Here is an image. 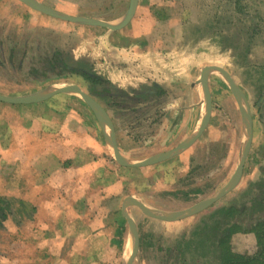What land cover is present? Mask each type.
I'll list each match as a JSON object with an SVG mask.
<instances>
[{
  "label": "crops",
  "instance_id": "1",
  "mask_svg": "<svg viewBox=\"0 0 264 264\" xmlns=\"http://www.w3.org/2000/svg\"><path fill=\"white\" fill-rule=\"evenodd\" d=\"M4 1L8 4H0V24L2 20L18 24L15 59L17 63L24 59L20 71L12 67L10 73L14 75L6 80L19 73L26 81L5 82L8 86H0L3 87L0 94L23 97L52 86H78L106 111L113 123L119 153L130 162L169 152L193 136L204 112L199 83L204 67L226 70L214 60H251L254 53L264 49L256 46L257 42L264 44V30H260V26L264 27V0H187L188 5H199L201 9L196 14L193 11L187 14L185 25H180L185 26V36L188 32L196 35L199 43L197 48L192 46L184 53L181 43L178 44V32L169 30L179 27L169 17V0H138L131 20L115 31L50 17L19 0ZM36 1L72 16L98 19L114 26L124 21L131 2ZM164 36L174 42L166 46L162 42ZM60 66H67L69 71L58 75L55 71ZM213 74L218 73L208 74L212 113L205 131L214 126L211 80L222 94L231 96L223 78L218 82L221 85H216ZM230 99L227 98L228 103ZM0 106L4 109L0 110V197L15 203L18 210L19 205H24L22 214L16 211L20 216L17 222L6 220L0 227V252L5 254L0 256V264H115L108 262L107 257L103 259L108 250L114 251L117 264H124L128 258L125 251L128 254L131 249L129 225L123 211L127 198L133 197L157 212L174 213L214 196L235 172L212 195L183 208L190 202L185 194L189 189L186 182L190 160L196 158L189 150L204 137L205 131L190 148L171 158L147 166L124 167L114 158L106 138L108 129L102 128L91 108L77 95L58 94L40 103L24 105L0 101ZM16 106L26 110H9ZM161 111L165 112L164 123L156 124L159 117L156 114ZM151 116L155 120L150 121ZM150 122L154 129L146 125ZM246 161L236 187L195 215L165 221L147 215L138 206H129L127 212L131 216L130 209L135 208L146 219L178 224L221 205L206 215L200 229H196V238L202 240L208 235L202 227L204 221L213 216L216 220L217 211L235 207L247 197V203L252 204L256 197L257 184L252 186V182L247 188L250 190L244 191L237 201L221 204L245 183ZM124 191L128 194L115 209V198ZM156 202L159 204L155 205ZM133 220L139 243L132 264H137L149 246L146 247V236ZM224 224L222 218L221 227ZM193 235L190 231L176 236L167 251H177L179 259L185 258L182 250L193 246L196 240ZM207 242L219 261L216 237Z\"/></svg>",
  "mask_w": 264,
  "mask_h": 264
},
{
  "label": "rangeland",
  "instance_id": "2",
  "mask_svg": "<svg viewBox=\"0 0 264 264\" xmlns=\"http://www.w3.org/2000/svg\"><path fill=\"white\" fill-rule=\"evenodd\" d=\"M1 3L2 6H6L8 4V2L4 0H0V4ZM200 9L201 6L199 5H188L187 0H169V17L171 18V20L173 19L174 22H178L179 26L170 27L169 30H171L173 33L175 32V30L178 32L177 40L179 41L178 44L181 43V50H184L183 53L185 52V50H190L192 46L197 48L199 43H197L198 37L196 35L193 36L188 32V34L185 36V26L180 25H185L186 17H189L186 16L187 14L191 15L192 11L196 14L200 11ZM180 22L182 23L180 24ZM194 22L197 23L196 19ZM18 28V24H14L12 22L6 23L4 20H2L0 24V84H2L0 86H8L7 83H9L10 81L14 83L18 81H26L25 76H20L19 73L17 74V77L14 76L9 81H7L9 79V76L14 75L13 73H10L12 72V67L16 71H20V67L24 66L20 64V62L23 64V58L20 59L19 63L16 62L18 61V59H15V46L18 40L16 34L18 33ZM260 30H264V27L260 26ZM169 38L166 36L162 38V42L167 44L164 45L168 46L174 42ZM256 46L264 47V44L261 42H257ZM260 49L261 51L254 53L255 56L251 60H229L227 58L222 61L220 60L221 62H218V60H214L216 64L219 65L220 63V66L222 65L221 67L226 68L227 72L231 74L234 82L243 92L249 104L253 119V139L251 149L246 159L248 170L246 172L245 183L243 182V185L240 189H238L233 195H231V197H227V199H225V201L221 203L224 205L229 204V202L231 201H237L240 198V195L246 190L247 191L245 193H247L250 190L247 189L250 188V183L254 182L252 183V186L254 184L258 185L259 183L264 184V49ZM27 63H29V61H27ZM181 64L184 65V62L182 61ZM53 68L56 69L57 67ZM196 68H199V66ZM58 69H56L55 71L56 73H60L58 75H65L66 71H69V68H67V66H60L58 67ZM60 69L65 71V73L62 74ZM212 76L218 79V81L217 79L216 81H214L215 83L217 82L216 85L220 84L218 82H220L219 79H221L222 76L220 74H213ZM223 82L225 83L224 80ZM182 83L185 84V82ZM212 83L213 81L211 80V88L214 92H212V94L215 101L213 114L214 119L212 122V125L214 124V126H209L207 131H205L204 137L201 138L197 144L191 147V151L189 150L191 154H195L196 158H194L193 156L190 160L191 169L186 182L189 189L188 192L185 193L187 200L190 202L187 203L183 208L192 206L199 202V200L212 195L229 180L230 176L233 174L239 163L243 144L246 140L244 126L241 120L242 118L240 109L234 95L232 94L230 89L229 92L231 96L225 93L222 94V91H219L217 89V86L214 87ZM2 88L3 87H0V89ZM184 92L185 91H183L182 93ZM0 93L2 92L0 91ZM188 97L189 96H186L185 99L188 100ZM227 98H232L230 99L229 103L227 102ZM32 108V110H37L36 107ZM0 110L4 111L2 106H0ZM9 110L14 112H24L26 109L16 106L9 108ZM156 116H159L157 118L158 122L156 124L164 123L163 121L165 118V112L161 111V113H159L158 115L156 114ZM197 117V119L201 118V112H198ZM155 118L156 117L151 116L149 120H155ZM218 124L220 125V128L218 127ZM146 125H148V127L150 128H153V123L151 122L146 123ZM248 176L249 180H247ZM127 194V191H124V194L122 196H118V198H115V209ZM248 199L249 197L245 198V200H240V202H237L238 204L236 206L238 208L247 206L248 210L243 212L242 215H235V220L241 225L243 231L242 233H236L232 237L231 246L232 249L236 252L242 250L246 251V253L251 252V254H255V252L257 251H255V248H257L255 237L252 233L246 232L248 231V225L251 224V222L254 220L257 214H259L261 209L259 205H254L252 208V204L247 203ZM157 204L159 203L156 202L155 205ZM171 205L172 203L168 204V206ZM220 206L221 205H216L212 209H209L207 213L197 215L196 217H191V219H189L188 221H184V223L178 224L155 222L146 219L138 209H130V213L132 214L131 216H133V218L137 221L140 233L146 236V247L149 246L147 252L140 256L139 262L137 264H174L175 262L176 264H218V257H215L216 252L215 250L209 249V247L211 246H209L208 244L195 242V247H193L192 249L185 247L182 250L184 255H186L183 259H179V254L177 253V251L169 252L167 251V249L170 245L173 244L172 242L174 240L172 239H174L176 236H179L183 232H194V229H199L200 226L198 225H200L203 218L206 217V215H208L210 212L218 210L217 208ZM12 208L14 209L11 213H9V216H7V218L4 220L3 224L7 222L6 220H13L14 222H17V219H19L20 216L18 215L21 214V210L17 209L16 204ZM17 210L19 211L17 212L18 215L16 214ZM177 210L180 209L178 208ZM15 214L16 216H14ZM11 215H13L15 218L10 217ZM116 219L117 217H115V220ZM115 229V225L112 226L113 232L115 231ZM127 233L128 228L126 231V236ZM211 238L214 239V236L212 234ZM210 240L207 243H210ZM127 252L128 250L125 251V255H128ZM106 254L107 256H102L103 259H106L107 257L108 262L117 264V258L114 257V251L108 250ZM1 255L5 254L0 252V256ZM86 257L89 256L87 255Z\"/></svg>",
  "mask_w": 264,
  "mask_h": 264
},
{
  "label": "water",
  "instance_id": "3",
  "mask_svg": "<svg viewBox=\"0 0 264 264\" xmlns=\"http://www.w3.org/2000/svg\"><path fill=\"white\" fill-rule=\"evenodd\" d=\"M19 1H21L23 4L27 5L28 7L32 8L33 10L40 12L44 15L50 16V17H54V18H57V19H60V20H63L69 23H73V24L92 26V27H103V28H107L113 31L118 30L124 25L128 24V22L131 20V18L133 17L135 13L137 2H138V0H131L130 8L125 16L124 21L120 25L114 26L102 20L80 17V16H72V15L54 10L48 6H45L44 4L39 3L36 0H19ZM210 72H216L223 77L229 89L231 90L232 94L234 95L237 101L238 107L240 109L246 140L243 144L238 166L234 172L232 179L222 190H220L218 193L208 198L207 200L201 203H198L186 210H182V211H178L174 213H161V212H157V211H154L148 208L141 201L133 197L127 198L124 202L123 211H124V216L127 219L128 225H129V234L131 237V249L127 255L128 258L124 264H132V261L134 260V258L136 257L138 253L139 236H138V230H137L135 221L133 220V218H131V216L127 212V208L129 206H138L139 208H141V210L144 213H146L147 215L153 218H157V219L165 220V221H177V220H181L183 218H187L189 216H192V215H195L201 212L202 210L207 208L209 205H211L213 202L217 201L219 198L229 193L239 183L242 173H243L245 161L247 159V156L249 154V151L252 145L253 119H252V114H251V110L247 102V99L245 98L241 89L234 82L231 75L226 70L220 67H216V66L204 67L201 70L200 79H199V83L202 87V93H203L204 112H203L201 122L196 132L186 142L177 146L175 149L169 152L160 154L158 156L152 157L148 160L140 161V162H130L126 160L119 153V150L117 148V144L115 141V132L113 128V123L110 117L108 116L106 111L103 109V107L95 99H93L87 93L83 92L76 85L71 84V85H63V86H52L43 91L36 92L34 94L23 96V97H14V96H7V95L0 94V101L7 103V104H15V105L23 104L24 105V104L40 103L58 94L77 95L91 108V110L94 112L97 119L99 120V123L102 126V128L108 129V135L106 136V138H107L109 145L113 149V155H114L115 160L121 166H124V167H141V166H147V165H151V164L164 161L190 148L195 143V141L206 130L209 124L211 113H212V99H211V93H210L209 86H208V74Z\"/></svg>",
  "mask_w": 264,
  "mask_h": 264
},
{
  "label": "trees",
  "instance_id": "4",
  "mask_svg": "<svg viewBox=\"0 0 264 264\" xmlns=\"http://www.w3.org/2000/svg\"><path fill=\"white\" fill-rule=\"evenodd\" d=\"M15 203H10L8 198L0 197V227L3 226L4 220L11 213V206ZM13 205V206H14ZM245 205V204H244ZM259 205L260 212L247 227L246 233H252L256 240L257 251L251 254V252L246 253V251L236 252L232 249L231 239L238 233L243 231L241 225L235 220L236 214H243L248 210L247 206H242L240 208L230 206L221 211H218L222 218L225 219V224L220 233V239L217 244V251L219 252L220 264H264V184L257 185V194L252 202L253 206ZM24 206V205H23ZM23 206L20 207L21 214L24 211ZM244 233V232H243Z\"/></svg>",
  "mask_w": 264,
  "mask_h": 264
},
{
  "label": "flooded vegetation",
  "instance_id": "5",
  "mask_svg": "<svg viewBox=\"0 0 264 264\" xmlns=\"http://www.w3.org/2000/svg\"><path fill=\"white\" fill-rule=\"evenodd\" d=\"M214 217L215 216H213L209 220L203 222V226L202 227H203V229H205L208 232V235H206L205 238H203L202 240L196 238V235H195L196 230H194V232H193L194 233L193 238H195L196 240H193V246H191V248L195 247V245H194L195 242L196 243L197 242H201V243H204L205 244L206 241H209L210 240L211 234L213 236H215L216 239H217V242H219V239H220V236L219 235L221 233V230L223 229V227H221L222 217L219 214H218V217H216V220L214 219ZM198 226H200V225H198ZM200 227H199V229H200ZM206 238H208V239H206ZM217 245H219V244H217ZM187 247L190 248V246H187ZM256 250H257V248H255V251ZM247 253H249V252H247ZM218 264H220V261H219Z\"/></svg>",
  "mask_w": 264,
  "mask_h": 264
},
{
  "label": "bare ground",
  "instance_id": "6",
  "mask_svg": "<svg viewBox=\"0 0 264 264\" xmlns=\"http://www.w3.org/2000/svg\"><path fill=\"white\" fill-rule=\"evenodd\" d=\"M223 78V77H222ZM224 80V79H223ZM225 81V80H224ZM225 83H226V81H225ZM227 84V83H226Z\"/></svg>",
  "mask_w": 264,
  "mask_h": 264
}]
</instances>
